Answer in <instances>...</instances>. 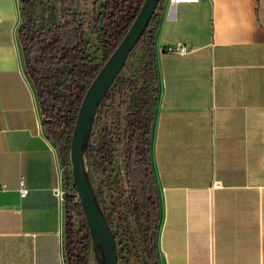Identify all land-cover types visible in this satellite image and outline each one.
<instances>
[{
  "label": "crops",
  "instance_id": "0c3cea01",
  "mask_svg": "<svg viewBox=\"0 0 264 264\" xmlns=\"http://www.w3.org/2000/svg\"><path fill=\"white\" fill-rule=\"evenodd\" d=\"M19 25L0 0V264H65L62 167ZM153 52L158 264H264V0H165Z\"/></svg>",
  "mask_w": 264,
  "mask_h": 264
},
{
  "label": "trees",
  "instance_id": "16d2710c",
  "mask_svg": "<svg viewBox=\"0 0 264 264\" xmlns=\"http://www.w3.org/2000/svg\"><path fill=\"white\" fill-rule=\"evenodd\" d=\"M78 2L19 0L17 30L41 125L59 154L64 187H70V192L63 196L65 264H89L90 251L94 256L99 254L101 260L97 246L91 244L75 195L70 173V138L88 85L126 33L143 0H94L89 12L78 11ZM162 7L163 0H158L135 44L140 48V56L134 74L115 76L83 143L86 167L90 166L101 177L99 184L104 187V194L97 195L93 188L92 191L113 234L117 260L122 264H129L131 258L139 264H158L155 237L159 203L149 159V139L157 92L153 42L157 13ZM90 34L94 35L93 43ZM113 86L124 105L122 123H100L101 115L106 117L108 106L113 103Z\"/></svg>",
  "mask_w": 264,
  "mask_h": 264
},
{
  "label": "water",
  "instance_id": "95a60500",
  "mask_svg": "<svg viewBox=\"0 0 264 264\" xmlns=\"http://www.w3.org/2000/svg\"><path fill=\"white\" fill-rule=\"evenodd\" d=\"M157 2L158 0H143L126 33L88 85L79 104L71 133L70 173L91 244L97 246L101 255V260H98L97 264H117L116 244L110 227L96 203L86 173L84 138L101 99L146 28Z\"/></svg>",
  "mask_w": 264,
  "mask_h": 264
},
{
  "label": "rangeland",
  "instance_id": "374dc122",
  "mask_svg": "<svg viewBox=\"0 0 264 264\" xmlns=\"http://www.w3.org/2000/svg\"><path fill=\"white\" fill-rule=\"evenodd\" d=\"M93 1L94 0H79L78 4L76 6V9L80 12H89V10L91 8V4ZM163 2H165V0H163ZM156 12H157V10H156ZM38 14L39 13L37 11L36 15H38ZM89 39L93 43L94 35L90 34ZM139 56H140V48H139V46H134L132 51L130 52V54L125 59V62L123 63L121 69L119 70V72L117 73L116 76H119V77H130V76H132L134 74L136 68H137ZM110 86H111V84H110ZM115 88L116 87L113 86V90H111V92L113 91V93H114L113 103L109 104V106H108L109 110L105 113L106 117H103V115H101L100 123L109 122V121H112L113 124L117 123V122L122 123L124 105L121 103L122 97H118ZM93 132H94V130H93ZM118 161H120V158L118 159ZM86 171H87V175L89 177L91 186L93 188V191L97 195H99L100 193L104 194V187L99 184L100 179H101L100 175L95 173L91 169L90 166L86 167ZM100 257H101V255H100ZM98 260H99V254L94 256L92 251H90L89 264H97ZM117 264H122V263H120L117 260ZM129 264H139V263L137 260L131 258V259H129Z\"/></svg>",
  "mask_w": 264,
  "mask_h": 264
},
{
  "label": "built area",
  "instance_id": "2783aa9c",
  "mask_svg": "<svg viewBox=\"0 0 264 264\" xmlns=\"http://www.w3.org/2000/svg\"><path fill=\"white\" fill-rule=\"evenodd\" d=\"M170 4H175V3H192V2H197L198 0H167ZM167 50L169 51H173V52H176L178 54H184L186 52V48L182 45H178V46H169L167 47ZM21 187L19 189V195L20 196H24L27 192V189H25L23 186H22V182H21ZM70 192V187L69 188H65L64 185H63V188L62 190H54V193L56 196H59L60 198H63L64 194L65 193H68ZM77 198V197H76Z\"/></svg>",
  "mask_w": 264,
  "mask_h": 264
}]
</instances>
